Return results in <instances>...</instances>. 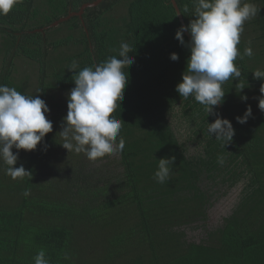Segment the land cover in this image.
<instances>
[{
  "label": "trees",
  "instance_id": "16d2710c",
  "mask_svg": "<svg viewBox=\"0 0 264 264\" xmlns=\"http://www.w3.org/2000/svg\"><path fill=\"white\" fill-rule=\"evenodd\" d=\"M95 1L22 0L0 16V84L39 95L53 123L36 150L18 153L15 167L31 177L13 180L0 158V264H34L41 249L49 264H264V81L252 73L264 71V0H244L261 10L237 45L242 76L222 85L215 108L231 122L232 141L210 138L216 117L175 91L190 48L184 34V46L174 38L181 24L170 0H103L81 19L50 27ZM175 2L187 26L194 0ZM121 42L135 58L113 114L124 123L125 148L92 162L61 146L75 87L69 67L120 58ZM249 46L252 57L243 55ZM248 106L252 117L238 123ZM171 155L170 178L158 183L159 160ZM230 195L233 203L213 222L211 210Z\"/></svg>",
  "mask_w": 264,
  "mask_h": 264
},
{
  "label": "clouds",
  "instance_id": "9594fccd",
  "mask_svg": "<svg viewBox=\"0 0 264 264\" xmlns=\"http://www.w3.org/2000/svg\"><path fill=\"white\" fill-rule=\"evenodd\" d=\"M22 0H0V16H7ZM195 19L187 26H181L175 39L185 45L184 33H190V57L182 82L175 91L185 100L192 97L204 107L207 115L215 116L213 123L207 124V132L215 140L232 141L234 129L227 119L215 112L222 105L225 93L222 85L229 80L242 76L234 63L237 57L243 59L237 49L246 21L256 17L261 9L244 0H194ZM187 11V8L185 9ZM133 48L121 42L119 57L113 56L94 67H84L80 71L77 61L73 60L69 70L74 73L75 85L67 97V115L64 117L61 146L77 154L83 153L89 161L96 162L107 156L122 155L125 140L120 135L123 121L113 115L119 109L128 83V69L135 62ZM244 56L252 57L251 46L245 48ZM176 62L179 56L170 54ZM253 78L264 81V71L256 70ZM258 107L264 112V84L261 85ZM246 100L247 97H242ZM182 105V104H181ZM177 106V108L181 107ZM50 109L39 95L29 97L13 87L0 84V158L8 166L6 175L13 180L31 177L23 165L15 167L20 150L31 152L37 149L47 134L53 130V123L47 119ZM252 117V109L247 107L243 116L236 117L240 124L247 123ZM119 140L117 142V138ZM17 153L14 154L12 149ZM174 155L161 158L154 179L165 183L175 165ZM223 166L224 159L218 158ZM30 190L23 193L30 196ZM67 259V256L65 257ZM34 264H49L46 251L41 249L34 257Z\"/></svg>",
  "mask_w": 264,
  "mask_h": 264
},
{
  "label": "water",
  "instance_id": "95a60500",
  "mask_svg": "<svg viewBox=\"0 0 264 264\" xmlns=\"http://www.w3.org/2000/svg\"><path fill=\"white\" fill-rule=\"evenodd\" d=\"M101 1H103V0H97L94 3H92V4L83 5L79 12L71 13L67 18L60 19L59 21H57L54 24H52L50 27H57L60 23L67 21L70 17H73V16L79 17L81 19L85 9H87L89 7H95L99 3H101ZM170 2H171L172 6L174 7V9L176 11V14H177V17H178V19L180 21L181 26H185V23L183 21V18H182L181 14H180V11H179V9L177 7V4H176L175 0H170ZM184 35L188 38V40L190 42V39H191L190 34L188 32H185Z\"/></svg>",
  "mask_w": 264,
  "mask_h": 264
},
{
  "label": "rangeland",
  "instance_id": "374dc122",
  "mask_svg": "<svg viewBox=\"0 0 264 264\" xmlns=\"http://www.w3.org/2000/svg\"><path fill=\"white\" fill-rule=\"evenodd\" d=\"M235 197L231 195L228 198L220 200L216 206L211 210V219L216 222L217 218L221 216L224 212L226 213L230 205L233 203Z\"/></svg>",
  "mask_w": 264,
  "mask_h": 264
}]
</instances>
